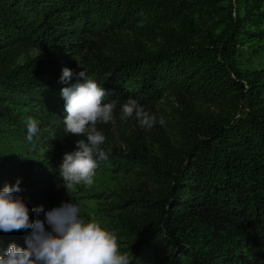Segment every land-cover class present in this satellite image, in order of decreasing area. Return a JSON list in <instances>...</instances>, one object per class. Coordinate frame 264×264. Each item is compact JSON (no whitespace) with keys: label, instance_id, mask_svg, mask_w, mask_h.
<instances>
[{"label":"trees","instance_id":"16d2710c","mask_svg":"<svg viewBox=\"0 0 264 264\" xmlns=\"http://www.w3.org/2000/svg\"><path fill=\"white\" fill-rule=\"evenodd\" d=\"M223 2L229 0H0V133L14 125L28 134L27 124L12 112L14 103L35 106L43 116L38 128L52 127L50 173L21 177L24 167L3 158L0 176L36 189L31 200L48 207L52 178L62 180L58 166L64 154L74 151L77 139H86L65 132V107L51 111L48 90L63 65L72 67L79 56L89 63L86 53L98 46L88 37L128 28L134 39L93 53L92 64L100 68L95 81L109 92L104 102L115 104L113 120L96 126L108 155L98 165L125 169L144 184L138 195L123 196L118 204L117 220L132 233L131 264H264V69L243 71L234 63L240 35L264 34V0H241L240 12L201 41L172 36L174 27L188 24V15L201 9L218 13ZM158 33L168 37L155 50L137 38ZM29 47L37 52L29 55ZM18 55L21 62L14 61ZM167 96L182 109L175 143L152 131L155 155L139 151L135 133H119L122 148L107 146L130 98L154 115L156 102ZM190 99L227 106L232 113L198 119ZM149 185L154 190L147 191ZM35 212L29 208L31 220L43 221ZM27 230L22 236L0 231V255L11 243L26 247L33 232ZM209 239L233 246L218 261L219 253L206 247Z\"/></svg>","mask_w":264,"mask_h":264},{"label":"rangeland","instance_id":"374dc122","mask_svg":"<svg viewBox=\"0 0 264 264\" xmlns=\"http://www.w3.org/2000/svg\"><path fill=\"white\" fill-rule=\"evenodd\" d=\"M226 5L225 8L219 10L218 13L209 12L205 9H201L192 15H188V24L183 27H174L172 36L178 39H184L187 41H201L208 35H215L227 22L229 16H232L234 12H240L241 0H229V2H223ZM134 33L131 29L123 28L115 30L113 33L98 34L97 36H90V38L98 49L86 53L89 63L78 57L79 60L73 64V66L63 65L60 69L58 83L52 88H49L48 92L51 94L48 107L55 114L60 110L63 111L65 104L61 90L63 87L69 86L75 82V75L71 81H61L63 68L67 67L72 70L73 73H78L82 70L93 80L99 73V67H93V53H106L109 47H117L132 41L134 39ZM168 35L158 33L154 38H146L143 35H137V38L141 41L143 46L148 50H155L158 47V43L164 42ZM158 42V43H157ZM236 53L234 56V63L237 67L243 71H251L256 69H264V34L262 36H246L240 35L236 40ZM37 52L34 47H29L27 53L33 55ZM82 53L85 54L83 51ZM22 55L15 57V62H21ZM126 85V83H123ZM127 88L130 87V83H127ZM193 104V111L196 117H219L231 115L230 109L227 106H216L206 102H199L189 100ZM47 103V102H46ZM12 112L17 115L18 120L21 123L27 124L29 118L35 119L37 123H40L43 116L35 106L14 103L10 105ZM155 110L152 112L157 118L156 124L152 128H142L135 118V124H131L132 118L119 119L118 123H113V131L111 137L107 143L108 147H123L120 140L119 133H123L130 136L132 133L137 134L136 141L138 142V148L140 152L151 153L153 155L158 153L157 142L150 135V132L157 133L162 132L167 136L171 143H175L177 140L176 134V122L178 120L179 111L181 107L178 101L173 96H167L159 99L155 104ZM160 118H163L165 123L161 125L159 123ZM135 126V129L132 127ZM155 130V131H154ZM52 127L43 124L40 126L39 131L33 137L31 141L27 139V135L21 134L14 125H8L7 129L0 133V159L11 158L18 161L20 166L24 167L25 173L20 174L21 177L27 175H35L37 173H50L51 168L48 166L50 152V143L48 142L51 136ZM49 148V149H48ZM77 146L73 149L76 150ZM23 175V176H22ZM25 175V176H24ZM5 184H16L8 178L0 176V188H3ZM53 185V198L49 202L47 208L42 211H36L39 208L38 204L34 203L31 198V194L36 189H24L20 187V191L15 193L16 196L23 199L26 205L32 210L41 212L43 214V221L45 222V228L51 231V226L47 224L45 213L54 207H58L62 202H74L80 206L82 218L87 221H96L101 223L102 226L114 231L117 234L118 243L122 252L130 254V245L132 233L125 229L117 220V212L120 209L118 206L121 203L120 198L129 195H138L143 191L144 184H141L134 178V176L122 168H111L109 163L99 164L96 170L95 182L91 187H85L79 185L70 193L62 186V180L58 177L52 178ZM147 185V184H146ZM147 191L154 190L153 185L146 186ZM34 193V192H33ZM70 194V195H69ZM28 230H21L20 236L27 234ZM223 240V241H220ZM214 241L209 239L208 250L217 254L215 257L219 261L220 257L225 254L233 244L231 241L220 239ZM12 244V243H11ZM215 253V254H216Z\"/></svg>","mask_w":264,"mask_h":264},{"label":"clouds","instance_id":"9594fccd","mask_svg":"<svg viewBox=\"0 0 264 264\" xmlns=\"http://www.w3.org/2000/svg\"><path fill=\"white\" fill-rule=\"evenodd\" d=\"M75 82L63 87L61 96L65 102V132L77 137V148L66 152L59 164L62 186L70 193L79 185L91 187L95 182L98 161H106L108 155L101 149L105 136L97 130L98 123L113 120L115 104L105 103L109 92L91 79L84 70L73 73L65 67L61 81ZM121 119L133 117L142 128H152L157 121L136 99H129L121 110ZM27 139L31 141L39 131L35 119L27 120ZM159 123H165L160 118ZM20 191V181L5 184L0 189V231L33 229L26 240V247L9 245L6 253L0 255V264H131L132 257L122 252L117 234L96 221H85L77 203L62 202L45 213L51 231L45 222L30 218L29 208L22 198L15 195ZM70 195V194H69ZM40 206L36 211H42Z\"/></svg>","mask_w":264,"mask_h":264}]
</instances>
